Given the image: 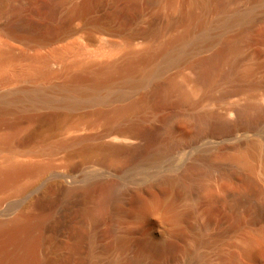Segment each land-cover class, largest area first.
<instances>
[{"label": "rangeland", "instance_id": "1", "mask_svg": "<svg viewBox=\"0 0 264 264\" xmlns=\"http://www.w3.org/2000/svg\"><path fill=\"white\" fill-rule=\"evenodd\" d=\"M3 1L0 0V27L19 9V5L14 10L12 8L8 15L2 10ZM22 1L18 4L21 8L24 5L22 9L27 11L30 4L28 0ZM63 2L62 27L70 31L69 35L50 48L29 51L46 53L51 48L66 50L63 59L48 63L50 73L45 78L24 74L26 63L12 64L7 72L8 79L0 81V97L19 88H29L39 90V94L41 92L40 95H45L46 99L59 100V94L50 90L52 86L64 83L68 75L78 72L86 62L97 64L104 59L119 57L125 49L124 44H131L132 50L141 51L144 42H130L127 35L132 31H143L149 25L162 26L176 16L175 6H185L190 0ZM72 5L82 9L83 17L69 15L67 10ZM244 6L241 0L230 8L243 9ZM254 12V23L247 30L243 44L253 60L249 59L257 66L256 77H264V9L257 7ZM88 20H107L117 31L102 33L89 26ZM45 22L41 32L43 36L51 31L52 26L49 20ZM13 25L17 36L34 35L30 27ZM178 30L179 27L169 29L162 39ZM233 35L234 32L227 31L222 38L229 40ZM11 46L18 51L23 48V44ZM206 53L202 52V55ZM68 66L71 70L68 69L67 76H61L59 72ZM175 71L173 69L169 74ZM188 75L186 67L183 76ZM138 93H128L119 104L136 99ZM263 94L257 92L260 99ZM16 103L8 105L10 113L0 116V135L9 134L13 124L16 125L18 139L26 140L35 133L29 142L13 146L14 153L17 150L13 156L18 162L38 163L42 168L35 174L19 178L18 184L0 189V222L19 216L41 218L42 229L33 232L39 238L37 264H264V136H241L234 141L204 146L203 149L180 154L170 165L156 168L145 164L136 173L133 172L134 162L106 157L95 150L107 141H101L99 136L108 129L126 125V117L111 122L103 116H96L94 111L97 107L94 105L67 111L63 106L47 103L46 106L35 104V107L26 99ZM114 105L116 103L103 105L106 114ZM174 106L173 103L159 106L156 120L160 121L171 113ZM78 137H86L85 145L92 151L84 152L81 144L52 149L59 142H70ZM43 142L46 148L40 147ZM233 142L251 144L243 153L247 155L252 169L242 168L240 163L231 159L232 152L227 147ZM3 151L0 152V162L10 155L8 149ZM199 157L220 166L206 190L193 198H181L173 192V214L166 218L162 219L155 213L145 217L135 215L136 193L141 196L159 194V188H164V184L158 183L164 177L177 176L188 166L196 164ZM116 183L125 190L104 207H98V201ZM148 189L150 193L146 191ZM244 195L248 202L243 200ZM172 215L177 219H172ZM248 248L250 251H247Z\"/></svg>", "mask_w": 264, "mask_h": 264}, {"label": "bare ground", "instance_id": "2", "mask_svg": "<svg viewBox=\"0 0 264 264\" xmlns=\"http://www.w3.org/2000/svg\"><path fill=\"white\" fill-rule=\"evenodd\" d=\"M4 1L2 10L7 14L18 5L19 9L14 16L10 15L13 18L9 16L10 19L0 27V81L8 79V69L16 62L27 64L23 69L24 74L45 78L50 73L48 63L51 60L61 61L66 50L51 48L46 53L29 51L50 48L69 35L70 31L62 27L63 0H60L61 3L58 0H28L30 6L27 11L22 9L23 4L21 8L22 0ZM239 1L190 0L185 6L177 5L176 16L162 26L149 25L143 31H132L127 35L130 42H144L141 51H134L131 44H124L125 49L117 58L104 59L97 64L86 62L79 67L78 72L68 76L67 71L71 68L65 67L59 74L66 75L67 79L50 89L54 94H59V100L46 99L36 89L19 88L12 91L0 97V116L10 111L9 104L26 99L34 106L54 104L63 106L67 111L94 105L97 107L94 114L111 122L126 117V125L108 129L99 136L101 141H107L95 150L106 157L134 162L133 172L136 173L145 164L156 168L170 165L180 154L197 151L204 146L234 141L241 136L263 137L264 94L260 99L257 92H264V77H256L257 66L246 53L243 43L247 30L254 23V11L257 7L264 9V0H243V9L230 8ZM78 5L67 7L71 17H83ZM45 20H49L52 26L51 31L43 36L41 32L46 25ZM98 20H88L87 24L102 33L115 31L107 20ZM13 24L30 27L35 36H17ZM174 27H179V30L162 39L164 33ZM227 31L234 32L229 40L222 38ZM11 44H23V48L18 51ZM202 52L208 53L202 55ZM186 67L189 75L183 76ZM173 69L175 73L169 74ZM130 92H139L138 97L120 105V101ZM114 103L116 105L106 114L103 105ZM169 103L175 105L173 110L157 121V109ZM15 126H10L12 130L9 134L0 135V152L8 149L10 154L5 157L3 153L5 158L0 162V189L13 186L19 178L35 174L42 168L38 163L15 160L17 150L14 153L13 146L29 142L35 134L26 140H19ZM85 141L86 137H78L70 142H59L52 149L60 150L81 144L84 152L88 153L92 150L85 145ZM40 145L46 148L44 142ZM249 145L233 142L227 147L232 152L231 159L247 170L252 169V164L243 151ZM219 169V165L199 157L196 164L188 166L177 176L161 177L163 179L158 185L164 184V188H159V194L150 193L149 189L146 190L150 193L147 196L136 193L135 215L145 217L155 213L162 219L166 218L173 214V192L181 198H193L207 189L208 182ZM124 190L122 185L113 184L106 191V196L98 201V207H104ZM171 218L177 219L175 215ZM42 225L41 218L31 216H19L8 222H0V264H37L39 238L33 232L42 229Z\"/></svg>", "mask_w": 264, "mask_h": 264}]
</instances>
